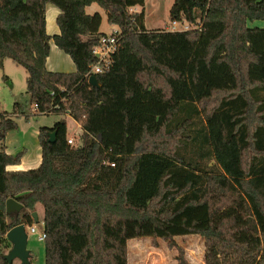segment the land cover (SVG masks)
<instances>
[{"label": "trees", "instance_id": "obj_1", "mask_svg": "<svg viewBox=\"0 0 264 264\" xmlns=\"http://www.w3.org/2000/svg\"><path fill=\"white\" fill-rule=\"evenodd\" d=\"M94 3L120 30L100 87L88 75L105 34L101 14L86 12ZM49 4L59 9L52 35ZM138 5L0 0V66L23 67L29 95L0 118V245L14 226L36 224L41 204L44 264H128L130 239L192 234L204 238L205 264H264V28L248 24L264 21V0H174L170 19L189 25L177 31L147 29ZM51 42L74 71L47 68ZM252 52L262 72L245 70ZM31 106L70 116L82 133L69 144L65 119L40 127L41 163L12 170L23 153L6 151V134ZM9 198L23 208L8 214Z\"/></svg>", "mask_w": 264, "mask_h": 264}, {"label": "rangeland", "instance_id": "obj_2", "mask_svg": "<svg viewBox=\"0 0 264 264\" xmlns=\"http://www.w3.org/2000/svg\"><path fill=\"white\" fill-rule=\"evenodd\" d=\"M174 0H146L145 5L136 6L137 12H144V23L149 30L160 29L166 31L185 30L184 27L188 25L186 22L176 21L175 24L170 19V8ZM93 8H88L87 13L93 14L99 12L102 17V24L100 31L103 33H111L115 26H111L107 21V14L99 5L94 4ZM96 9V10H94ZM134 10V9H133ZM250 27L264 28V21L257 20L248 23ZM256 37L264 38L262 35ZM52 53L51 58H54V63L59 66V71L71 72L75 70V64L68 54L63 51L59 53ZM251 57H247L244 64L245 70H259L257 65L256 55L251 53ZM264 72V68H263ZM26 70L16 65L11 59H4L3 65L0 66V118L2 114L13 113L16 103L22 105H29V95L26 89ZM263 77V74L260 75ZM28 110V119L24 115L13 118L18 123V127L9 130L6 134L5 144L6 151L13 155L23 153L27 161H34L37 159L40 152V144L38 138V131L40 127H52L57 121L65 119L68 125L69 138H72L75 143L78 142L80 135V127L78 124L65 114L50 113L40 114L33 110ZM213 161L209 162L212 165ZM36 212L39 214V222L36 225V233H30L28 236V249L33 254V261L31 264H44L45 251L44 241L37 239V235L43 230V207L41 204L37 205ZM11 244V243H10ZM10 247L0 245V250L9 252ZM183 252L189 264H205V241L201 235H186L178 236L174 239L173 244L161 238L140 237L133 238L128 241V264H179L177 256ZM13 264H22L19 259H15Z\"/></svg>", "mask_w": 264, "mask_h": 264}, {"label": "water", "instance_id": "obj_3", "mask_svg": "<svg viewBox=\"0 0 264 264\" xmlns=\"http://www.w3.org/2000/svg\"><path fill=\"white\" fill-rule=\"evenodd\" d=\"M89 82L92 86L100 87L99 81L96 75H91L89 77ZM50 141L54 142L55 132H52ZM23 208V205L13 198H9L6 201V212L8 214L12 212H19ZM33 217L35 222H39V216L36 211L33 212ZM28 232L27 224L20 223L13 228H11L7 234L6 238L11 243V249L8 253L4 254V258L12 264L15 259H19L22 264H30L31 251L28 249Z\"/></svg>", "mask_w": 264, "mask_h": 264}, {"label": "built area", "instance_id": "obj_4", "mask_svg": "<svg viewBox=\"0 0 264 264\" xmlns=\"http://www.w3.org/2000/svg\"><path fill=\"white\" fill-rule=\"evenodd\" d=\"M176 21H173L175 24ZM184 29H189V25H186ZM119 34L120 30L115 27L111 33H105L101 39L100 43L95 47V53L98 57V60L93 64L88 73L89 76L95 75L97 73L104 72L108 69L112 62V54L118 49L119 46ZM69 144H73L74 140L72 138L68 139ZM36 225H27L28 235L30 233H36ZM46 233L42 230L38 235L37 239L41 242L45 241Z\"/></svg>", "mask_w": 264, "mask_h": 264}, {"label": "crops", "instance_id": "obj_5", "mask_svg": "<svg viewBox=\"0 0 264 264\" xmlns=\"http://www.w3.org/2000/svg\"><path fill=\"white\" fill-rule=\"evenodd\" d=\"M94 4H96V3H94ZM94 4H92L90 6H87L86 7V11H87L88 8H93ZM133 9H134V11H137L135 9V7ZM94 10H96V9H94ZM58 13H59V9L57 7H55L54 5L49 4L47 6V10H46V29H47L48 34H50V35L55 34V33H60V29H59V27L56 24V17L58 15ZM55 51H57L56 53H59L58 51H62V50L59 49L55 44H53L51 42V51H50V55H49V57L47 59V68L49 70H51V71H59L60 70L59 66L56 63H54V58H51L52 53H55ZM77 124L80 127V129H81L80 124L79 123H77ZM81 133H82V129L80 130V134ZM9 152L10 151H8V153ZM41 159H42V157H41V147H40V152H39L38 157H37L36 160L27 161L24 157H22L20 165L10 166L9 169H12V170H20V169L21 170H27V169H30V168H36L41 163Z\"/></svg>", "mask_w": 264, "mask_h": 264}]
</instances>
